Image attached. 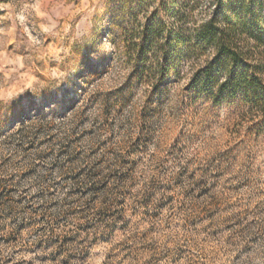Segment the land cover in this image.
Returning <instances> with one entry per match:
<instances>
[{
	"label": "rangeland",
	"instance_id": "obj_1",
	"mask_svg": "<svg viewBox=\"0 0 264 264\" xmlns=\"http://www.w3.org/2000/svg\"><path fill=\"white\" fill-rule=\"evenodd\" d=\"M235 1L0 0V264H264L263 113L123 34Z\"/></svg>",
	"mask_w": 264,
	"mask_h": 264
},
{
	"label": "trees",
	"instance_id": "obj_2",
	"mask_svg": "<svg viewBox=\"0 0 264 264\" xmlns=\"http://www.w3.org/2000/svg\"><path fill=\"white\" fill-rule=\"evenodd\" d=\"M246 3L252 7L241 17ZM226 8L218 9L199 24L163 5L157 11L169 12L171 21L158 19L156 11L140 23L129 10L130 20L123 29L124 36L130 40L128 50L133 51V64L138 70L145 71L146 64L153 61L156 84L176 75L175 69L182 63L211 53L191 77L190 85L217 100L243 101L250 111L256 110L264 116V62L253 52L260 48L264 51L262 4L257 0H236ZM132 20L134 27L130 24Z\"/></svg>",
	"mask_w": 264,
	"mask_h": 264
}]
</instances>
